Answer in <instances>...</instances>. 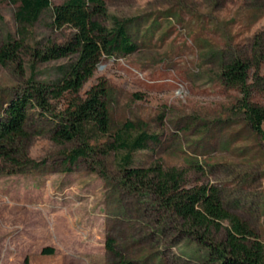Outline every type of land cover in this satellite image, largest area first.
<instances>
[{"label":"rangeland","instance_id":"374dc122","mask_svg":"<svg viewBox=\"0 0 264 264\" xmlns=\"http://www.w3.org/2000/svg\"><path fill=\"white\" fill-rule=\"evenodd\" d=\"M105 2L110 15L128 20L137 48L103 56L79 95L107 80L112 130L131 120L157 136L134 152L133 165L177 166L185 169L190 184L217 185L225 206L256 227L264 241V137L237 109L240 92L224 85L218 74L223 56L253 52L256 34L264 46V0ZM16 5L0 0V44L20 37ZM71 30L51 27L47 12L23 33L33 47L63 42ZM21 57L22 67L17 61L0 64V108L29 78L53 81L69 61H38L24 52ZM69 98L56 100L57 108L66 107ZM253 100L264 105V91L255 92ZM32 113L35 134L28 150L41 164L0 173V264H114L105 246L108 234L138 255L154 252L169 264L184 263L180 255L186 241L152 236L143 198L118 185L124 151L81 158L70 166L65 154L75 143L53 141L47 119ZM46 247L53 252L44 253Z\"/></svg>","mask_w":264,"mask_h":264},{"label":"trees","instance_id":"16d2710c","mask_svg":"<svg viewBox=\"0 0 264 264\" xmlns=\"http://www.w3.org/2000/svg\"><path fill=\"white\" fill-rule=\"evenodd\" d=\"M20 37L11 36L0 44V64L17 61L22 67V52L35 60L69 58L61 65V76L53 81L29 78L16 89L0 108V173L26 172L38 168L39 160L29 154L28 143L35 134L36 117L45 118L49 137L57 143L74 142L66 151V164L81 158L124 151L119 163L118 185L143 198L152 236L166 241L174 235L186 241L183 264H264V241L257 228L224 204L220 189L213 183L190 184L185 169L164 166L160 162L134 166V152L157 139L142 122L125 121L113 131L111 126L109 84L100 79L79 95L94 74L103 56L129 53L137 48L128 31V20L109 13L105 0H13ZM49 12L51 27H71L63 42L50 40L31 46L23 30L39 22ZM111 19V24L106 19ZM253 52H232L219 63V78L226 86L237 89L241 96L236 107L247 123L264 137V105L253 100L255 92L264 91V46L256 34ZM70 94L66 107L57 108L55 101ZM49 120V121H48ZM105 138L103 141L99 137ZM103 164V161L100 162ZM71 169V167H67ZM102 174L105 176L104 171ZM139 209V208H138ZM147 239V238H146ZM114 264H169L158 253L138 255L117 245L108 234L105 242ZM44 253H52L46 247Z\"/></svg>","mask_w":264,"mask_h":264}]
</instances>
